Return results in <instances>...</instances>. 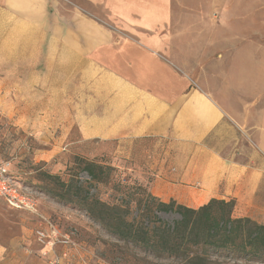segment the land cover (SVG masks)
<instances>
[{
  "label": "crops",
  "instance_id": "crops-1",
  "mask_svg": "<svg viewBox=\"0 0 264 264\" xmlns=\"http://www.w3.org/2000/svg\"><path fill=\"white\" fill-rule=\"evenodd\" d=\"M88 1L105 26L89 21L86 44L60 46L57 58L92 80L90 114L104 121L85 139L167 142L154 192L191 209L233 201L235 218L264 225V17L248 0ZM13 211L32 223L0 237V264H50L39 218ZM80 245L67 264H94Z\"/></svg>",
  "mask_w": 264,
  "mask_h": 264
},
{
  "label": "rangeland",
  "instance_id": "rangeland-1",
  "mask_svg": "<svg viewBox=\"0 0 264 264\" xmlns=\"http://www.w3.org/2000/svg\"><path fill=\"white\" fill-rule=\"evenodd\" d=\"M248 2L255 19L264 17V0ZM104 16L88 0H0V162L10 164L12 176L36 196L43 215L89 247L97 260L94 264H179L116 239L85 210L46 189L58 187V179L73 186L80 182L85 196L114 202L130 189L129 193L144 196L137 191L140 186L170 202L169 192H154L165 185L167 142L85 139L88 124L104 121L103 116L90 114L96 99L90 91L92 80L85 65L78 64L76 71L57 58L60 46L86 44V32L91 34L88 22L103 26ZM86 162L112 168L104 173L110 182L92 184L83 171ZM29 223L27 214L9 209L0 199L1 238L19 236Z\"/></svg>",
  "mask_w": 264,
  "mask_h": 264
},
{
  "label": "trees",
  "instance_id": "trees-1",
  "mask_svg": "<svg viewBox=\"0 0 264 264\" xmlns=\"http://www.w3.org/2000/svg\"><path fill=\"white\" fill-rule=\"evenodd\" d=\"M112 168L86 162L83 171L92 184L110 182ZM50 179L58 177L48 176ZM80 181V180H79ZM118 185L122 186L118 181ZM123 187V186H122ZM58 200L75 205L99 223L109 235L132 244L158 259L179 264H239L264 260V225L233 216L235 203L212 199L199 209L176 201L164 202L138 186L142 197L128 192L114 202L96 195L85 196V186L58 179V187L46 188ZM161 215L176 216L172 221Z\"/></svg>",
  "mask_w": 264,
  "mask_h": 264
},
{
  "label": "built area",
  "instance_id": "built-area-1",
  "mask_svg": "<svg viewBox=\"0 0 264 264\" xmlns=\"http://www.w3.org/2000/svg\"><path fill=\"white\" fill-rule=\"evenodd\" d=\"M9 166L8 163L0 162V199L9 209L24 211L39 218L36 238L44 248H49L41 254L43 258L50 264L72 262L74 254L82 248L75 240L74 233L63 232L51 218L41 214L38 199L23 189L12 176ZM58 248L64 251L58 254Z\"/></svg>",
  "mask_w": 264,
  "mask_h": 264
}]
</instances>
